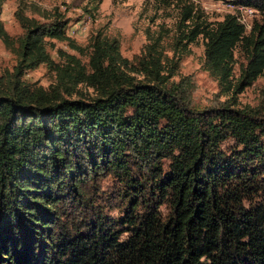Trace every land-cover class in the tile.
Segmentation results:
<instances>
[{"label": "trees", "instance_id": "1", "mask_svg": "<svg viewBox=\"0 0 264 264\" xmlns=\"http://www.w3.org/2000/svg\"><path fill=\"white\" fill-rule=\"evenodd\" d=\"M230 2L263 17L246 31L227 14L184 35H202L204 69L232 94L207 109L174 79L182 50L169 58L158 38L129 60L98 31L86 63L63 49L55 60L49 40L82 51L64 13L19 9L14 39L0 21L16 58L0 73V264H264V89L259 105L235 107L264 76V0ZM41 65L47 87L25 79ZM100 177L118 182V215L96 204Z\"/></svg>", "mask_w": 264, "mask_h": 264}, {"label": "rangeland", "instance_id": "2", "mask_svg": "<svg viewBox=\"0 0 264 264\" xmlns=\"http://www.w3.org/2000/svg\"><path fill=\"white\" fill-rule=\"evenodd\" d=\"M230 0H3L0 21L5 31L14 39L22 29L15 19V13L23 10L29 17L40 18L42 10L64 13L70 19L68 35L82 48L77 52L67 46L66 42L49 40L48 49L55 60H58L56 49L77 55L84 63L87 62L88 41L98 31L115 37L120 43L122 57L131 60L142 52L150 37L158 38L164 55L173 56V49L182 50L180 67L175 80L188 78L192 83L191 102L199 109L218 107L231 97L220 93L217 81L204 69L205 39L199 35L195 41L188 42L184 35L196 23H203L214 28L227 14L242 16L239 23L246 24L249 31L254 20L262 19L256 11L254 14L238 11L241 4ZM250 8V7H249ZM252 10H255L251 8ZM233 80L239 75L240 64L245 63L241 46L234 49ZM16 58L0 39V73L12 71ZM53 72L41 65L28 72L25 79L47 87L54 81ZM264 89V76H260L249 87L237 94L235 107L257 106L261 103ZM91 90H89L90 92ZM264 142V136L262 137ZM232 142L224 144L229 147ZM95 195L96 204L104 214L118 215L117 194L118 182L111 177H100L97 180ZM163 212L165 213V209ZM73 211L72 208L69 210ZM73 213V212H72Z\"/></svg>", "mask_w": 264, "mask_h": 264}, {"label": "bare ground", "instance_id": "3", "mask_svg": "<svg viewBox=\"0 0 264 264\" xmlns=\"http://www.w3.org/2000/svg\"><path fill=\"white\" fill-rule=\"evenodd\" d=\"M238 11H244V10H251V9H248V8H245V7H237ZM245 12V11H244ZM245 13H248V12H245ZM250 14V13H249ZM254 14V13H253ZM252 15V14H251Z\"/></svg>", "mask_w": 264, "mask_h": 264}, {"label": "built area", "instance_id": "4", "mask_svg": "<svg viewBox=\"0 0 264 264\" xmlns=\"http://www.w3.org/2000/svg\"><path fill=\"white\" fill-rule=\"evenodd\" d=\"M227 4H232V3H227ZM244 11L250 14L256 13V10H244Z\"/></svg>", "mask_w": 264, "mask_h": 264}]
</instances>
